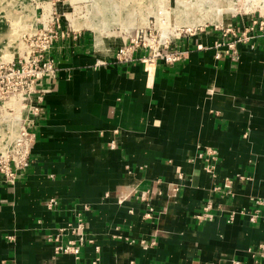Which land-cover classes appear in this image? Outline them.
I'll use <instances>...</instances> for the list:
<instances>
[{
  "label": "crops",
  "instance_id": "crops-1",
  "mask_svg": "<svg viewBox=\"0 0 264 264\" xmlns=\"http://www.w3.org/2000/svg\"><path fill=\"white\" fill-rule=\"evenodd\" d=\"M219 32H182L152 65L89 30L55 39L29 165L0 180V264H264V221L240 212L264 196V36L235 59Z\"/></svg>",
  "mask_w": 264,
  "mask_h": 264
},
{
  "label": "rangeland",
  "instance_id": "rangeland-1",
  "mask_svg": "<svg viewBox=\"0 0 264 264\" xmlns=\"http://www.w3.org/2000/svg\"><path fill=\"white\" fill-rule=\"evenodd\" d=\"M192 1L194 0H0V62L10 61L17 56L25 48L27 34L35 32L39 21L47 23L52 18L55 21L54 29L56 23H60L61 27L72 32V22H76L79 28L74 30H89L93 37V29L88 25L96 24L100 27L104 42L110 40L113 43L128 41V35L133 34L136 29L145 31L147 36L155 35L153 41L158 45L166 38L180 36L182 32L200 28L217 29L208 20L192 28L184 23L182 19L189 15H184L183 6ZM212 1L217 4L216 15L223 21L219 24L229 21L235 11L232 18H245L248 14L263 11L259 5L248 10L243 8L244 0ZM7 100V97H0V169L16 153L17 149L13 145L23 116L20 113L22 106L16 105L19 110L14 113L8 109Z\"/></svg>",
  "mask_w": 264,
  "mask_h": 264
},
{
  "label": "built area",
  "instance_id": "built-area-1",
  "mask_svg": "<svg viewBox=\"0 0 264 264\" xmlns=\"http://www.w3.org/2000/svg\"><path fill=\"white\" fill-rule=\"evenodd\" d=\"M235 13L231 14L229 21L221 24H214L216 28L220 29L218 38L214 41V45L217 47L218 45H224L225 52L237 59V57L240 56L237 48L238 41L243 40L255 44L257 38L264 36V8L262 12L260 11L258 14L254 13V15L248 14L245 18L243 16H235V18L241 19L243 23V25L240 27L238 26V28L231 25L232 21L235 20V18H232ZM39 22L40 24H37L35 32L27 34L25 48L19 52L17 56L13 57L12 60L0 62V97L8 98L7 107L9 110H12V112H18L19 109L17 110L16 105H21L22 110L25 109L26 112V116L23 117L21 122L23 132L17 144L14 146L17 149L16 153L12 155L11 161L9 162L7 160L0 169V180L7 182H14L20 171L29 165L30 147L35 135L33 130L29 129L28 124L41 112L40 110L43 107L46 92L49 91V87L43 84V80L55 70V58L50 54L53 43L56 38L65 36L69 32L61 27L60 23H56L54 29L53 25L55 21L53 18L47 23L43 21ZM71 31L73 32L74 29H71ZM154 36L155 35L147 36L145 31L140 32L139 29H136L133 34L131 33L128 35V41L125 40L117 44L116 49L113 50L114 57L126 61L132 58V52L136 47L146 46L150 49V53L142 56L146 64L152 63L156 55L162 58L164 57L166 60L178 58L180 51L166 49L167 44L177 36L171 39L166 38L161 45L155 44L153 41ZM219 53L220 51L218 50L214 55L218 56ZM96 59L97 64L105 62L103 57H98ZM109 145H114V139L110 140ZM204 153H206L208 157L215 158L216 148L202 146V148L198 149L196 152L198 156H202ZM250 200L252 205L250 207L245 205L241 206L240 212L246 213L250 221L255 222L259 218L264 221V196H254ZM53 201L54 200L51 199L50 203ZM210 205L211 204L206 201L203 209L208 208ZM82 207L84 212V209L87 208L86 204L82 205ZM151 209L152 206H150L144 214L149 215ZM233 215L234 211L231 210L228 219H231ZM76 218V228L79 229L84 223L80 211L77 212ZM60 230H63V227H61ZM47 239H52L51 235H48ZM81 243L82 241L75 243L72 240H68L66 244L57 245L56 249L60 252L64 251L71 253L77 258ZM263 246L264 241H261L258 244V248ZM259 254L264 255V247L260 250Z\"/></svg>",
  "mask_w": 264,
  "mask_h": 264
},
{
  "label": "bare ground",
  "instance_id": "bare-ground-1",
  "mask_svg": "<svg viewBox=\"0 0 264 264\" xmlns=\"http://www.w3.org/2000/svg\"><path fill=\"white\" fill-rule=\"evenodd\" d=\"M216 5H217L216 2L212 0H194L191 3H187L183 6L185 10L182 9V12L184 13V15L188 14L189 16L185 17V19H182V20L189 28L202 24L205 22V20H208L210 23H213V24L223 22L222 19L218 15H216ZM242 5H243V8L247 10L252 9L254 5H259L261 10H263L264 0H251L249 2L247 0H244V3ZM194 12H197V14H193ZM72 23H73L74 29L79 28V24H77L76 22H72ZM88 26H90L93 29L94 41L96 45L105 46V42L101 38L100 27L97 26L96 24H92V25L89 24ZM159 43H160V39H159ZM149 64L152 65L154 63H149ZM21 111L23 112V113L20 112L21 116L23 115L25 117L26 116L25 109L22 110L21 108ZM23 116L21 119H23ZM22 132H23V126L21 125V127L19 128L17 132V135H18L17 140L13 146L17 144V141L19 140Z\"/></svg>",
  "mask_w": 264,
  "mask_h": 264
}]
</instances>
